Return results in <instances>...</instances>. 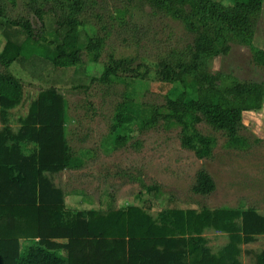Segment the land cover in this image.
Instances as JSON below:
<instances>
[{
  "label": "trees",
  "instance_id": "trees-1",
  "mask_svg": "<svg viewBox=\"0 0 264 264\" xmlns=\"http://www.w3.org/2000/svg\"><path fill=\"white\" fill-rule=\"evenodd\" d=\"M141 1L179 21L192 38L155 63L153 73L169 87L165 102L140 116L131 96L121 102L111 127L114 143L128 141L135 119L145 128L162 122L176 126L182 145L201 159L213 155L217 138L200 124L221 131L230 145L248 143L243 113L263 108L264 83L212 73L209 62L239 42L249 45L254 62L264 66V48L253 42L264 0L229 5L217 0ZM88 3L63 1L60 15L52 7L37 8L41 25L35 26L27 17L9 18L0 2V264H243L242 244L264 235V214L253 208H171L156 216L137 205L107 211L66 208L63 190L48 173L77 168L80 159L68 138V103L57 86L79 85L83 52L93 61L102 55L105 39L85 30L82 14ZM15 62L33 78L50 83L30 102L16 131L9 114L23 97V85L9 70ZM151 72L146 62L111 54L101 78H145ZM175 83L182 87L178 94H172ZM215 189L210 172L199 169L193 192L207 195ZM25 217L31 219L26 231ZM17 225L21 231L12 236ZM207 229L226 233L228 242L213 250L204 236ZM26 236L33 243L22 246L20 237ZM60 238L66 242L56 241ZM255 257L264 264V249Z\"/></svg>",
  "mask_w": 264,
  "mask_h": 264
},
{
  "label": "rangeland",
  "instance_id": "rangeland-1",
  "mask_svg": "<svg viewBox=\"0 0 264 264\" xmlns=\"http://www.w3.org/2000/svg\"><path fill=\"white\" fill-rule=\"evenodd\" d=\"M63 1L70 0H0L9 18L27 17L35 26L41 25L37 8L52 7L60 15L65 11L60 6ZM217 1L229 5L235 0ZM88 2L82 14L87 22L85 30L105 39L102 55L99 61H93L83 52V62L77 66L83 67V79L76 82L79 85L57 86L68 103V138L80 159L77 168L48 173L63 190L66 208L107 211L137 205L153 216L171 208H253L264 214V106L259 111L243 113L249 138L243 145H230L221 131L200 124L205 133L217 138L209 158H198L194 151L185 148L179 128L163 122L145 128L135 119L129 124L132 131L128 141L114 143L111 127L122 111L121 102L131 96L139 116L152 105L165 102L169 87L162 86L153 73L155 63L173 47L191 41L192 36L179 21L154 12L141 0ZM253 42L264 48V5ZM3 44L0 37V49ZM111 54L131 57L136 63L146 62L152 72L145 78L123 74L107 82L101 76ZM9 70L23 85V97L9 114L17 130L20 118L28 114L30 102L50 83L33 78L16 62ZM209 71L264 83V66L254 62L249 45L239 42H233L227 53L212 58ZM172 90V94H178L182 87L175 83ZM3 126L0 113V129ZM202 168L215 179L216 189L211 194L192 190L196 173ZM204 236L213 250L229 240L226 233L215 229L205 230ZM242 248L243 264H257L255 255L264 249V235L242 244Z\"/></svg>",
  "mask_w": 264,
  "mask_h": 264
},
{
  "label": "crops",
  "instance_id": "crops-1",
  "mask_svg": "<svg viewBox=\"0 0 264 264\" xmlns=\"http://www.w3.org/2000/svg\"><path fill=\"white\" fill-rule=\"evenodd\" d=\"M11 125H12V127H13V130H15V128H14V125L11 123ZM18 128L20 127V121L18 122ZM1 130H2V128L0 129V132H1ZM18 130V129H17ZM16 131V130H15ZM15 218H17V217H15ZM15 218H12V219H15ZM0 219H1V217H0ZM9 219V218H8ZM25 221H26V223H25V231L27 230V223H28V221H31V219H28V217H25ZM4 223H6V222H4ZM19 231H21L20 229H18V225L16 226V228H15V230H14V232L12 233V236H14V235H16V233H18ZM66 240V239H64V238H60V239H56V241H58V242H63L62 240ZM38 240V239H37ZM66 242V241H65ZM20 243H21V245L22 246H27L28 244H32L33 243V239L32 238H30V237H20Z\"/></svg>",
  "mask_w": 264,
  "mask_h": 264
}]
</instances>
